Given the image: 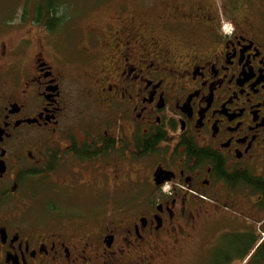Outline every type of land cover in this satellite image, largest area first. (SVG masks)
<instances>
[{"label": "flooded vegetation", "instance_id": "af4514ba", "mask_svg": "<svg viewBox=\"0 0 264 264\" xmlns=\"http://www.w3.org/2000/svg\"><path fill=\"white\" fill-rule=\"evenodd\" d=\"M225 2L0 39V264H244L264 245V3Z\"/></svg>", "mask_w": 264, "mask_h": 264}, {"label": "rangeland", "instance_id": "374dc122", "mask_svg": "<svg viewBox=\"0 0 264 264\" xmlns=\"http://www.w3.org/2000/svg\"><path fill=\"white\" fill-rule=\"evenodd\" d=\"M72 2V6L66 5V16L67 12L71 13L70 22L76 23L77 21H82L85 24H95L100 25V30L103 29L104 23L109 22L113 17L112 7L125 2H145L148 0H126L124 2H118L123 0H69ZM158 3L161 2H175L176 0H152ZM263 1V0H255ZM217 5H226L225 0H216ZM37 0H0V39H4L10 43L14 44L18 37L23 35H30L31 37L43 36L34 22V9L36 7ZM62 10V12L64 13ZM225 25L227 28L225 29ZM70 25H63L64 30H59L64 38H71L72 34L69 31ZM222 27V26H221ZM62 28V27H61ZM224 34L229 31L228 23H225L221 29ZM211 233L206 232L201 240H197L195 243H200L201 250L203 251L206 246L211 243ZM193 241V244H195ZM255 245V244H254ZM196 246V245H195ZM198 247V245H197ZM191 248V247H190ZM264 251V245L260 247V244L253 246L247 256V262L244 264H254L256 263ZM195 254L197 249L191 251L190 255ZM198 253V252H197ZM248 253V252H247ZM199 257V255H198ZM173 264H220L213 260H207L204 262L199 258L192 255V260H187L184 263H173Z\"/></svg>", "mask_w": 264, "mask_h": 264}, {"label": "trees", "instance_id": "16d2710c", "mask_svg": "<svg viewBox=\"0 0 264 264\" xmlns=\"http://www.w3.org/2000/svg\"><path fill=\"white\" fill-rule=\"evenodd\" d=\"M148 1H152V0H148ZM243 1L247 3L248 0H243ZM69 2H72V1H69V0H37L36 7L34 9V22L36 24H40V26L42 25L41 23H43V26L45 27L46 30H52L54 29V27H59L60 25L63 26L67 24L65 20H62V18L66 19L68 17L70 18L71 16V13L69 12H67V16H66V11H64V9H66L67 4L72 6V3H74L72 2L70 4ZM153 2L156 4H159L158 2H155V1ZM260 2L264 3V0ZM62 10L64 11V13L62 12ZM251 240H252L251 238H248V241L246 240L244 242V244L248 246V248L246 249L248 253L250 252V250L255 244V241L254 240L251 241ZM236 247L240 248L241 246L239 245V243H236V242L235 244H231V243L229 244V248L232 250H235ZM263 254L264 252L262 253L260 257H262ZM222 255L223 254L218 255L217 260H216L217 262H220L218 258H221ZM254 264H263V263L261 262V259L259 258V260Z\"/></svg>", "mask_w": 264, "mask_h": 264}]
</instances>
